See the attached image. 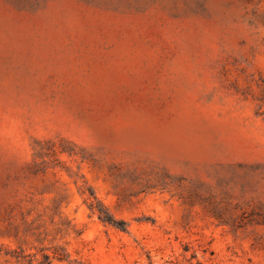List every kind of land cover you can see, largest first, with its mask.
Wrapping results in <instances>:
<instances>
[{"label":"rangeland","instance_id":"1","mask_svg":"<svg viewBox=\"0 0 264 264\" xmlns=\"http://www.w3.org/2000/svg\"><path fill=\"white\" fill-rule=\"evenodd\" d=\"M0 264H264V0H0Z\"/></svg>","mask_w":264,"mask_h":264},{"label":"trees","instance_id":"2","mask_svg":"<svg viewBox=\"0 0 264 264\" xmlns=\"http://www.w3.org/2000/svg\"><path fill=\"white\" fill-rule=\"evenodd\" d=\"M107 220H109V219H107Z\"/></svg>","mask_w":264,"mask_h":264}]
</instances>
